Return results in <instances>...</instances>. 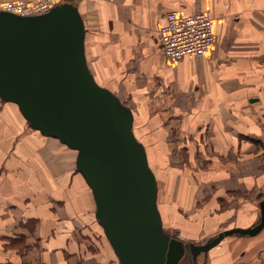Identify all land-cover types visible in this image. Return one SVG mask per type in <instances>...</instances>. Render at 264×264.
Segmentation results:
<instances>
[{
	"label": "crops",
	"instance_id": "1",
	"mask_svg": "<svg viewBox=\"0 0 264 264\" xmlns=\"http://www.w3.org/2000/svg\"><path fill=\"white\" fill-rule=\"evenodd\" d=\"M66 1L76 6L84 25L88 69L99 85L134 103L133 131L145 148L148 141L159 150L184 144L235 150L239 164L262 152L256 143H264V0ZM171 9L213 17L209 52L177 62L164 57L158 29ZM9 104L0 100V236L22 249L4 250L0 241L2 255L9 254L10 264H109L115 254L108 241L95 237L100 225L91 189L75 165L77 152L31 128ZM255 160L244 181L240 175L229 181L227 173L214 179L206 173L199 186L192 175H166L163 213L157 205L161 220L184 223L180 208H191L214 180L221 192L240 190L248 199L233 202L238 221L211 238L227 228L254 225L264 200V160ZM6 166L7 173L1 170ZM197 211L207 214L209 208ZM258 234L235 235L252 240Z\"/></svg>",
	"mask_w": 264,
	"mask_h": 264
},
{
	"label": "water",
	"instance_id": "2",
	"mask_svg": "<svg viewBox=\"0 0 264 264\" xmlns=\"http://www.w3.org/2000/svg\"><path fill=\"white\" fill-rule=\"evenodd\" d=\"M83 42L82 19L69 1L30 16L0 10V100L16 104L31 128L77 152L76 168L119 263L177 264L226 236L264 229L262 200L257 223L224 229L204 243L164 231L157 182L133 133L132 110L95 81Z\"/></svg>",
	"mask_w": 264,
	"mask_h": 264
},
{
	"label": "rangeland",
	"instance_id": "3",
	"mask_svg": "<svg viewBox=\"0 0 264 264\" xmlns=\"http://www.w3.org/2000/svg\"><path fill=\"white\" fill-rule=\"evenodd\" d=\"M4 1L9 0H0V4H2ZM122 102L128 107L135 106L133 102ZM9 105H13V107L15 108L17 107V105L14 103H11ZM17 111H19V109H17ZM199 139H202L201 135L199 136ZM260 143L256 144L262 148V152L257 154L255 152V155L257 158L264 160V143L261 141ZM145 146L149 166L151 167L156 177L158 188L157 205L162 213L165 209L164 200H166L164 191L168 189L166 187V175L170 173H172V175L177 173L179 175H182V177L192 175L196 183L198 182L197 184L199 186H204L203 177L206 173L209 174L210 179H214L218 175H224V173L226 175L227 173V178L229 181H232L233 179L238 177V175H240L241 181H244V179H249V173H252L254 171V164L256 165L257 161L255 160L256 157H253V159H247L244 164L236 163L238 159L235 150L191 149L187 148L189 146L188 144H184V146L179 149L159 150L153 149L152 144L148 141L146 142ZM247 152L248 151H243V153ZM237 153H239V151H237ZM261 155L262 157L260 158ZM1 168L2 171H5L7 173V169L9 167L6 166ZM10 168L14 171V167ZM17 168L19 170V167ZM262 168L264 169V166ZM234 172L236 174H234ZM21 173L22 172L20 171L17 172L18 175H20ZM260 176L261 175H257V178ZM21 177L23 178L22 180L27 182L24 179V175ZM24 181H19L20 187V184L24 183ZM217 183V181L215 182L214 180H210L209 186L207 184L206 188L208 194L205 193L206 189H203L204 193L202 192V194H204V197L196 200L191 208H180L181 216H183L184 218V223H182L181 225L178 226L177 224L173 223V221L166 219V217L164 216L165 218L163 217L162 220L164 231L169 233L173 237L182 239L185 242L201 243L208 241V239H210L216 231L233 225L236 221H238L235 216L236 213L233 212V202L235 200H246L248 199L247 195L244 194L245 192L242 193V191L235 189H228L221 192V188L217 185ZM262 197H264V195H262L261 198ZM206 207L209 208V212L207 214L198 213V211L196 212V210L201 211ZM184 210L186 211L184 212ZM241 220L246 221V219L243 217H241ZM100 227L97 228V236L95 235V237L100 241H102L103 239V242L106 243L107 240ZM33 230L34 228H29V232H33ZM0 241H3L2 248L4 250L16 248L18 250L22 249L20 244L9 241L5 236H0ZM252 247H254L256 251L250 249ZM257 251H259L261 255L258 254L256 257L255 253ZM263 254L264 230L260 234H258L257 237L255 236L252 240H246L245 238L237 235H235V237H229L224 243L220 244L210 252L201 254L199 257H197V259L195 258L194 260L190 255L183 256L177 264H258ZM207 255L209 256V258H207ZM8 258L9 254L2 255L0 251V264H10ZM117 262L119 263L116 256H114L113 260L111 259V262L109 264H117ZM82 263L83 260H79V264Z\"/></svg>",
	"mask_w": 264,
	"mask_h": 264
},
{
	"label": "built area",
	"instance_id": "4",
	"mask_svg": "<svg viewBox=\"0 0 264 264\" xmlns=\"http://www.w3.org/2000/svg\"><path fill=\"white\" fill-rule=\"evenodd\" d=\"M62 0H9L0 4V10L20 16L48 11ZM158 41L164 57L177 62L185 56L200 57L214 43L213 17L205 11L182 13L171 9L158 29Z\"/></svg>",
	"mask_w": 264,
	"mask_h": 264
},
{
	"label": "bare ground",
	"instance_id": "5",
	"mask_svg": "<svg viewBox=\"0 0 264 264\" xmlns=\"http://www.w3.org/2000/svg\"><path fill=\"white\" fill-rule=\"evenodd\" d=\"M64 1V0H63ZM121 101V100H120ZM133 130V129H132ZM134 133V132H133ZM135 135V134H134ZM145 148V147H144ZM146 151V150H145ZM148 160V159H147ZM149 164V163H148ZM155 179H156V177H155ZM157 182V181H156ZM162 221V220H161ZM201 253V252H200Z\"/></svg>",
	"mask_w": 264,
	"mask_h": 264
},
{
	"label": "trees",
	"instance_id": "6",
	"mask_svg": "<svg viewBox=\"0 0 264 264\" xmlns=\"http://www.w3.org/2000/svg\"><path fill=\"white\" fill-rule=\"evenodd\" d=\"M132 129H133V126H132Z\"/></svg>",
	"mask_w": 264,
	"mask_h": 264
},
{
	"label": "flooded vegetation",
	"instance_id": "7",
	"mask_svg": "<svg viewBox=\"0 0 264 264\" xmlns=\"http://www.w3.org/2000/svg\"><path fill=\"white\" fill-rule=\"evenodd\" d=\"M195 260V259H194Z\"/></svg>",
	"mask_w": 264,
	"mask_h": 264
}]
</instances>
